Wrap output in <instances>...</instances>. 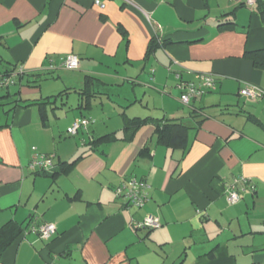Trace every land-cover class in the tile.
<instances>
[{
    "label": "crops",
    "instance_id": "obj_1",
    "mask_svg": "<svg viewBox=\"0 0 264 264\" xmlns=\"http://www.w3.org/2000/svg\"><path fill=\"white\" fill-rule=\"evenodd\" d=\"M103 1L0 0V73H27L0 99H20L0 103V227H28L0 264H264V68L246 56L264 49V14L241 0ZM66 54L76 69L60 66ZM177 72L211 74L214 88L184 105ZM245 85L261 95L245 99ZM81 117L94 124L67 134ZM164 119L186 127L183 142L158 141ZM36 153L54 168H31ZM239 175L254 190L228 204ZM130 176L149 186L139 208L113 191ZM147 214L161 225L137 227ZM45 222L48 240L31 231Z\"/></svg>",
    "mask_w": 264,
    "mask_h": 264
},
{
    "label": "built area",
    "instance_id": "obj_2",
    "mask_svg": "<svg viewBox=\"0 0 264 264\" xmlns=\"http://www.w3.org/2000/svg\"><path fill=\"white\" fill-rule=\"evenodd\" d=\"M244 4L253 6L256 0H241ZM94 4L100 8H104L105 3L103 0H94ZM79 64L78 56L75 54H66L60 57V66L66 69H76ZM52 67V65H51ZM17 71H21L18 69ZM0 76V90L7 87L14 82L15 74ZM177 79L176 87L179 90L180 103L187 105L193 98L202 96L214 88L215 78L211 74H201L197 76V82L190 80H183L180 73H175ZM239 94L247 100L255 99L261 95L259 89L251 85H245L239 90ZM94 119L90 117H81L73 121L67 128L66 132L69 135H74L81 128H86L90 123H94ZM29 166L33 169L40 171H48L54 166L53 155L46 153H36L30 160ZM249 178L244 176H236L232 182L228 184L226 189V201L228 204H235L240 200V193L244 189L254 190V185L250 184ZM244 185V188H243ZM148 184L143 180L136 179L135 177H128L124 182L116 186L113 191L116 197L121 198L130 206L137 208L143 206L148 200ZM160 221L157 216L152 214L145 215L141 221L137 222V227L140 228H158ZM31 231L36 233L41 239L48 240L56 232V226L52 222H45L38 226H33Z\"/></svg>",
    "mask_w": 264,
    "mask_h": 264
},
{
    "label": "trees",
    "instance_id": "obj_3",
    "mask_svg": "<svg viewBox=\"0 0 264 264\" xmlns=\"http://www.w3.org/2000/svg\"><path fill=\"white\" fill-rule=\"evenodd\" d=\"M254 7H256L261 12V14H264V0H256V2L254 4ZM155 46H156V40L153 39L150 42V45L148 47V49L150 50V52L152 51V49ZM246 56L248 58H250L257 67L264 68V49H259V50H255L253 52H248V53H246ZM13 72H18V73L15 74L14 82H13L12 85L18 84L19 81L22 80L26 76V74H27L23 70L17 71L16 69H11V70H9L7 72L0 73V76L3 77V76H6V75H10ZM45 75H47V73H45V72L44 73L35 74V76H45ZM25 81H26V84H27L28 83V79L26 78ZM32 84H33V82H32ZM8 88H9V86L2 88V89H5L6 91H5V93L2 96H0V99L3 98V97H8V96L9 97H12V95L8 91ZM85 90L87 92V89H85V87H84V89H81L79 91V94L80 95L81 94H84V91ZM16 94L18 95V92L15 93V94H13V95H16ZM66 94H67V89H64V90L60 91L59 93H57L56 95L46 97L45 99H48L49 100V98H54V101H55V99H58V100L63 101L64 96ZM19 101H20V99L15 98V99L11 100L10 102H8V103H12V105L9 107L8 110H11L16 105H18L19 104ZM0 103L2 105L8 104V103H2V102H0ZM189 104H190V102L187 105H189ZM81 105H82V102H81ZM42 111H43V107H41V111H40L41 114L43 115V112ZM248 119H250L253 123H255L257 125H261L260 121L257 120L253 116L252 117L249 116ZM147 120H148L147 118H135V119H131V121H129V123H130L131 126H133V125H140V124L146 122ZM185 132H186V127L183 124H181L180 122H178L177 120H174V119H164V120H160V122L158 123V125L156 127V133H157V136H158V141H160L162 143H165L166 145H173L174 142H175L174 140H176L178 144L180 142H183L184 135L186 134ZM112 138H115L114 135L108 134V135L102 136L99 139H92L89 142V144L92 145V146H94L97 143L98 140L99 141L100 140H102V141H109ZM163 138H167V139H163ZM175 138H177V139H175ZM74 163H75V159L72 160V161H69V162H65L64 165H63V167H62L63 171H67L68 169H70ZM53 168H54V166H53ZM53 168H51L50 170H52ZM50 170H48V171H50ZM48 171H44L43 170L41 172H43V173L45 172L46 173ZM27 228H28L27 226L24 227L22 225H19V224H16V223H12V222H9V223L1 226L0 227V251L6 245H8L12 240H14L18 235H20L24 231H26Z\"/></svg>",
    "mask_w": 264,
    "mask_h": 264
},
{
    "label": "rangeland",
    "instance_id": "obj_4",
    "mask_svg": "<svg viewBox=\"0 0 264 264\" xmlns=\"http://www.w3.org/2000/svg\"><path fill=\"white\" fill-rule=\"evenodd\" d=\"M69 70H72V69H69ZM53 82H55L54 80H45V81H42V84L44 85V86H46V88L47 87H50V86H52V83ZM18 84H15V85H9V92L10 93H13V92H15V89H17L18 88V86H17ZM5 89H1L0 90V94H4L5 93ZM178 100H179V95H178ZM6 107H8V106H6ZM107 108H108V106H106ZM92 124H94V123H90V125H92ZM89 125V126H90ZM132 207H135V206H132ZM137 208V207H136ZM155 229V228H154Z\"/></svg>",
    "mask_w": 264,
    "mask_h": 264
}]
</instances>
